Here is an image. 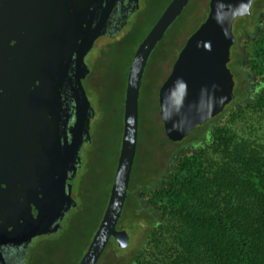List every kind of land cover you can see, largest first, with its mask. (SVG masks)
I'll return each mask as SVG.
<instances>
[{
  "label": "water",
  "instance_id": "95a60500",
  "mask_svg": "<svg viewBox=\"0 0 264 264\" xmlns=\"http://www.w3.org/2000/svg\"><path fill=\"white\" fill-rule=\"evenodd\" d=\"M117 1L0 0V227L22 220L31 224L30 205L45 213L65 206L64 186L69 176H75L77 156L75 165L81 168L80 153L89 139L92 109L83 86L89 72L85 58L95 42L110 33L107 25ZM190 1L172 0L133 56L111 191L78 264H98L112 238L120 247L128 244L127 232L119 231L117 224L136 158L145 69ZM255 1L209 0L207 18L187 39L159 91L160 118L169 141H183L235 99V80L228 67L235 43L233 27L238 18L251 15ZM58 118L64 121L60 130ZM52 164L57 169L47 183L49 196L39 204L33 189ZM3 184L13 189L11 196H5ZM67 200L66 209L76 205L70 195ZM4 240L1 231L0 243Z\"/></svg>",
  "mask_w": 264,
  "mask_h": 264
},
{
  "label": "trees",
  "instance_id": "16d2710c",
  "mask_svg": "<svg viewBox=\"0 0 264 264\" xmlns=\"http://www.w3.org/2000/svg\"><path fill=\"white\" fill-rule=\"evenodd\" d=\"M235 25V99L181 142L169 141L163 128L162 162L147 179L133 183L131 175L117 224L127 246H140L126 250L112 238L98 264H264V0ZM132 37L114 43L125 46ZM137 163L136 152L133 172Z\"/></svg>",
  "mask_w": 264,
  "mask_h": 264
},
{
  "label": "rangeland",
  "instance_id": "374dc122",
  "mask_svg": "<svg viewBox=\"0 0 264 264\" xmlns=\"http://www.w3.org/2000/svg\"><path fill=\"white\" fill-rule=\"evenodd\" d=\"M147 1L140 0L138 12L122 31L112 39H98L85 58L89 72L83 86L92 110L89 139L80 153L82 165L72 191L76 205L66 217L64 230L35 241L21 253L22 257L27 254L26 264H78L95 234L121 146L129 61L136 45L171 0ZM185 9L154 49L145 69L139 98L138 167L132 171L133 183L147 179L154 162H162L163 145L168 143L160 118L159 91L187 39L207 18L209 0H191ZM130 33L133 37L125 46L114 43ZM139 246L140 240H136L126 250L135 251Z\"/></svg>",
  "mask_w": 264,
  "mask_h": 264
},
{
  "label": "flooded vegetation",
  "instance_id": "af4514ba",
  "mask_svg": "<svg viewBox=\"0 0 264 264\" xmlns=\"http://www.w3.org/2000/svg\"><path fill=\"white\" fill-rule=\"evenodd\" d=\"M139 2L140 0H118L107 25L110 33L104 35L103 37L112 39L119 32H121L122 29L127 25L129 18L134 13L138 12L139 10L138 7L140 4ZM236 40L237 39L235 37V43ZM233 47L231 48V58L228 64V67L231 70L232 74L233 71L230 67V64L232 61ZM64 109L65 107L63 105L61 110ZM63 122H64L63 120H60L59 118L57 119L56 125L58 130L62 129ZM56 125H54L53 123V131L55 130ZM85 144L86 142L83 143L82 149L84 148ZM63 153H65L64 150ZM77 157L74 160V169L76 170L75 176H69L67 184L64 186L65 189L63 196V200L65 202L64 207L60 206V209H58L57 207L52 213H49L50 211L48 213H45L44 210L40 211V209H38V206L36 204L30 205L31 215H30V219L29 218L28 219L29 221H31V224L30 223L27 224L24 222V220H22L21 223H18L11 227L7 225L0 227V232L4 231V235H5V240L0 243V264H26L27 254L25 253L26 255L22 257L21 253L23 251L27 250L35 241H40L44 237L55 235L58 232L64 230L66 217L68 216V214L72 209V207L66 209V207L68 206L67 199L69 198V195L71 196V199L74 200L75 202V199L72 195L73 194L72 191L74 189V182L77 179V174L80 170V169L77 170V165H75L77 164ZM56 169L57 166L52 164L51 170L49 169L48 172L47 170H44L42 175L39 176L38 182L33 189V195L35 197V200L39 204H42L44 201L48 199L49 191L47 189V183L50 175ZM1 184L2 181L0 178V185ZM2 186L7 188V191L5 192L6 193L5 196L6 197L11 196L13 189L8 188L5 184H3ZM0 191H1V186H0ZM39 213L42 214V216L39 217L38 216ZM28 225H30V227Z\"/></svg>",
  "mask_w": 264,
  "mask_h": 264
}]
</instances>
